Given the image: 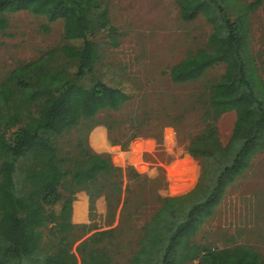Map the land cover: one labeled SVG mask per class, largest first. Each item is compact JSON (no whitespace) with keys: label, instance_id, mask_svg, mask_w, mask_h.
<instances>
[{"label":"trees","instance_id":"1","mask_svg":"<svg viewBox=\"0 0 264 264\" xmlns=\"http://www.w3.org/2000/svg\"><path fill=\"white\" fill-rule=\"evenodd\" d=\"M175 1L183 21L201 15L212 33L203 48L169 68L171 83L197 81L220 64L225 70L201 95H206L204 127L186 147L200 166L196 185L184 195L159 198L149 221L138 227L127 264H184L195 258L199 264H263L245 246L204 248L192 241L226 188L264 151V82L251 58L248 23L262 0L237 4L246 18L242 24L235 20L240 10L232 18L219 0ZM22 10L49 23L61 20L62 43L14 67L0 82V264H111L108 245L115 229L83 239L90 229L72 222V203L77 192L90 204L102 197L112 217L128 201L122 198L124 173L107 155L80 144L77 156L63 155L55 142L132 100L115 67L98 69L102 47L118 46L117 29L101 0H0V34L7 28L5 14ZM230 111L235 121L222 145L214 120Z\"/></svg>","mask_w":264,"mask_h":264},{"label":"rangeland","instance_id":"2","mask_svg":"<svg viewBox=\"0 0 264 264\" xmlns=\"http://www.w3.org/2000/svg\"><path fill=\"white\" fill-rule=\"evenodd\" d=\"M101 1L117 28L118 46L102 47L98 69L115 67L133 98L118 112H101L93 121L64 132L55 144L61 154L72 156L78 155L80 144L109 156L113 166L122 169V198L128 197L124 209L119 205L111 217L102 197L90 204L84 192H77L71 220L89 227L83 239L93 232L115 229L108 245L111 264H127L136 250L138 227L149 221L160 205L159 198L184 195L198 181L199 163L187 154L186 147L204 127L201 115L206 95H201L220 78L225 65L206 71L197 81L171 83L166 73L169 68L206 44L211 27L201 15L181 25L178 6L172 0ZM219 1L232 18L240 10L235 20L242 24L246 18L237 4L254 0ZM5 17L7 28L0 34V82L14 67L62 43L61 20L49 23L24 10ZM248 23L251 58L264 82V0L248 15ZM134 116L139 120H131ZM234 121L233 111L222 112L214 120L222 145L230 138ZM132 134L137 137L129 140ZM215 209L192 237L193 243L215 249L245 246L264 264V151L226 188Z\"/></svg>","mask_w":264,"mask_h":264},{"label":"crops","instance_id":"3","mask_svg":"<svg viewBox=\"0 0 264 264\" xmlns=\"http://www.w3.org/2000/svg\"><path fill=\"white\" fill-rule=\"evenodd\" d=\"M172 1H174L175 3H176V1L175 0H172ZM177 5V4H176ZM109 10V9H108ZM178 10H179V7H178ZM179 12V15H178V20H179V23H181V25H184V24H187V23H191L192 21H195L196 19H197V17L199 16H197L196 18H194L192 21H190V22H187V21H183L181 18H180V11H178ZM201 18H203L204 19V21H205V24H208L210 27H211V31H210V33H209V35L207 36V38H206V40H208L209 39V37H210V35H211V33H212V26L206 21V19L203 17V16H201ZM111 22V21H110ZM199 22V21H198ZM111 25H112V23H111ZM112 26H114V25H112ZM117 29V28H116ZM206 43H207V41H206ZM204 47V46H203ZM202 46H199V47H196L195 49H194V52L193 53H190V54H187V56L188 55H191V54H195V52L197 51V50H199V49H201V48H203ZM208 70H210V69H208ZM207 70V71H208ZM215 213V212H214ZM213 215V214H212Z\"/></svg>","mask_w":264,"mask_h":264},{"label":"built area","instance_id":"4","mask_svg":"<svg viewBox=\"0 0 264 264\" xmlns=\"http://www.w3.org/2000/svg\"><path fill=\"white\" fill-rule=\"evenodd\" d=\"M184 264H199V259H192V260H190V261H188V262H186V263H184Z\"/></svg>","mask_w":264,"mask_h":264}]
</instances>
